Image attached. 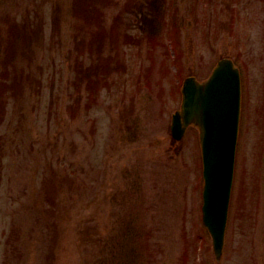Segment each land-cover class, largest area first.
I'll return each instance as SVG.
<instances>
[{
  "label": "rangeland",
  "instance_id": "obj_1",
  "mask_svg": "<svg viewBox=\"0 0 264 264\" xmlns=\"http://www.w3.org/2000/svg\"><path fill=\"white\" fill-rule=\"evenodd\" d=\"M232 57L241 133L220 262L189 75ZM0 264H264V0H0Z\"/></svg>",
  "mask_w": 264,
  "mask_h": 264
},
{
  "label": "water",
  "instance_id": "obj_2",
  "mask_svg": "<svg viewBox=\"0 0 264 264\" xmlns=\"http://www.w3.org/2000/svg\"><path fill=\"white\" fill-rule=\"evenodd\" d=\"M182 91V107L173 115L172 134L181 139L189 125L200 129L205 180L203 217L219 259L225 241L241 115L239 69L232 59L223 58L206 81L188 77Z\"/></svg>",
  "mask_w": 264,
  "mask_h": 264
}]
</instances>
